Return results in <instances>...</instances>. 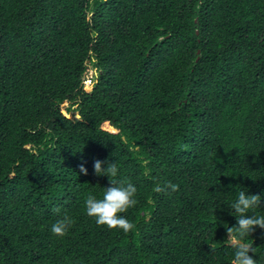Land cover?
<instances>
[{
  "label": "trees",
  "instance_id": "obj_1",
  "mask_svg": "<svg viewBox=\"0 0 264 264\" xmlns=\"http://www.w3.org/2000/svg\"><path fill=\"white\" fill-rule=\"evenodd\" d=\"M95 160L127 233L86 213ZM240 191L264 215V0H0V264H231Z\"/></svg>",
  "mask_w": 264,
  "mask_h": 264
},
{
  "label": "clouds",
  "instance_id": "obj_2",
  "mask_svg": "<svg viewBox=\"0 0 264 264\" xmlns=\"http://www.w3.org/2000/svg\"><path fill=\"white\" fill-rule=\"evenodd\" d=\"M92 73L95 75L93 70ZM87 76L88 70L85 74L84 88L87 93H91L96 80L94 76ZM105 163L106 168L103 167ZM93 167L97 177L107 176L109 178L110 186L104 189L102 198L98 199L92 195L86 198L87 215L94 218L98 226H106L110 230L121 229L127 233L134 229L135 224L121 214L138 203L137 188L130 181L115 179L119 172L117 163L95 160ZM79 170L84 175L88 174L83 162ZM168 190L175 192L178 190V185L167 182L163 186L158 184L154 188V191L158 193H167ZM261 201L262 196L259 194L247 195L245 191H240L237 200L231 205L235 213L236 225L225 228L226 238L224 240L228 246L235 249L231 264H257L253 244L246 242V238L251 237L256 228L264 230V215L249 214L251 210L260 207ZM54 211L59 213L60 210L57 208ZM73 224L74 220L65 214L52 224L51 232L57 237H64L68 235Z\"/></svg>",
  "mask_w": 264,
  "mask_h": 264
},
{
  "label": "rangeland",
  "instance_id": "obj_3",
  "mask_svg": "<svg viewBox=\"0 0 264 264\" xmlns=\"http://www.w3.org/2000/svg\"><path fill=\"white\" fill-rule=\"evenodd\" d=\"M92 76L95 77V75L92 73V70L89 68L88 69V76L87 77H92Z\"/></svg>",
  "mask_w": 264,
  "mask_h": 264
}]
</instances>
